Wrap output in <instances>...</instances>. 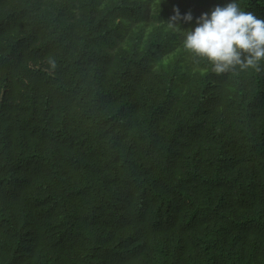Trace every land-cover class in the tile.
<instances>
[{"label":"trees","instance_id":"trees-1","mask_svg":"<svg viewBox=\"0 0 264 264\" xmlns=\"http://www.w3.org/2000/svg\"><path fill=\"white\" fill-rule=\"evenodd\" d=\"M228 2L0 0V264H264V61L183 47Z\"/></svg>","mask_w":264,"mask_h":264},{"label":"clouds","instance_id":"clouds-1","mask_svg":"<svg viewBox=\"0 0 264 264\" xmlns=\"http://www.w3.org/2000/svg\"><path fill=\"white\" fill-rule=\"evenodd\" d=\"M168 27L179 29V22H191V13L181 16L178 9ZM196 26L183 31V47L206 59L212 71L223 74L239 68L259 70L264 61V19L242 10L237 0L216 6L196 18Z\"/></svg>","mask_w":264,"mask_h":264}]
</instances>
